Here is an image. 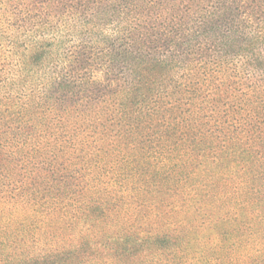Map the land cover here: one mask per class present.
Returning <instances> with one entry per match:
<instances>
[{
  "label": "trees",
  "instance_id": "trees-1",
  "mask_svg": "<svg viewBox=\"0 0 264 264\" xmlns=\"http://www.w3.org/2000/svg\"><path fill=\"white\" fill-rule=\"evenodd\" d=\"M31 1L27 12L25 8L19 13L39 21L24 20L18 26L35 38L28 41L29 50L19 64L32 71L53 64V71L51 82L41 85L43 91L36 95L34 110L25 111L21 105L18 112L0 111V195L13 202L25 200L35 188L23 181L32 169L61 174L60 160L71 153L124 151L138 153L133 164L143 157L144 180L155 186H184L204 161L222 172L236 165L241 171L231 178L239 179L238 193L244 187L246 192L239 194L250 200L239 199L235 221L251 223L247 216L264 197L261 48L254 47L251 38H236L233 28L222 30L216 14L208 16L199 7L191 10L194 0ZM29 8L46 13L30 15ZM68 8L72 25L67 29L84 44L76 55L61 58L58 45L63 46V37L46 33L38 38V31L51 30L47 18L54 11L55 17L63 18ZM109 26L116 28L111 35L106 33ZM235 60H245L251 72L241 71ZM97 71L114 83L93 81L89 74ZM22 92L12 84L11 95ZM69 176L62 173L55 187L76 195V179ZM206 176L204 172L192 180L191 202L207 197L208 189L212 193V181L218 184L215 173ZM255 218L264 224V209ZM242 239L243 234L232 245ZM29 244L19 231L0 233V264H135L154 250H170L166 256L174 260L186 243L169 235L142 238L121 233L96 240L81 236L76 245L32 253ZM217 251L212 254L216 264H228L225 251ZM259 254L250 264H264V253ZM185 260L175 264H186Z\"/></svg>",
  "mask_w": 264,
  "mask_h": 264
},
{
  "label": "rangeland",
  "instance_id": "rangeland-1",
  "mask_svg": "<svg viewBox=\"0 0 264 264\" xmlns=\"http://www.w3.org/2000/svg\"><path fill=\"white\" fill-rule=\"evenodd\" d=\"M31 2L0 0V111L2 109L4 113L5 109L18 112L21 105L26 107L25 111L34 110L39 103L36 95L43 91L41 85L51 82L49 78L53 64L39 71L28 70L19 64L20 57L29 50L28 41L35 38H28L27 32L19 30L18 26L24 20L29 24H38L39 21L38 18H24V11L19 13L25 8L27 12ZM191 7V10L202 8L208 16L216 14L222 30L233 28L236 38H251L253 46L261 48L260 53L264 56V0H201L200 3L194 0ZM28 11L30 15L33 13L36 16L46 13L42 10L35 12L31 8ZM53 14L57 15L55 11ZM54 15L47 18L51 30L41 27L43 33L38 31V38L39 34L63 37V46L58 45L60 57L62 54L66 57L72 53L76 55L84 42H80L78 36L67 29L72 25L69 20L71 9L68 8L63 18L58 19ZM108 28L107 35L113 34L116 29L111 26ZM201 42L214 49L208 41ZM92 53L95 54V51L92 50ZM238 61L235 60V64ZM238 68L246 73L251 72L246 68L245 60L238 63ZM89 77H94L95 82L102 80L104 85L114 83L100 71L91 72ZM38 81L41 84L37 86ZM12 84L19 93L23 91L20 96L17 93L10 94ZM261 84L264 89V77ZM115 133L113 130L112 134ZM137 155L124 151L87 150L71 153L60 160L64 171L55 176H51L46 169L33 168L29 179H23L28 186L31 183L35 186L28 192L29 196H25V200L19 198L13 202L9 197L5 199L0 195V233L19 231L30 242L31 253L76 245L81 236L96 240L121 233L142 238L169 235L183 238L186 243L174 260L166 256L170 250L165 253L154 250L135 264H175L186 257V264H216L212 254L218 249L225 251L228 264H250L251 260L259 258L260 252L264 253V224L255 218L256 212L261 214L264 209V197L257 201L259 207L247 216L251 223L235 221L234 209L241 202L239 199L250 200L246 195L239 194L246 192L244 187L238 193L239 179L231 178L232 174L241 171L236 165L222 172L218 166L211 167L203 160L202 168L199 172H193L191 178L198 175L202 177L204 172L209 176L213 172L219 182L212 181L215 186L213 192L206 190L208 196L197 197L193 203L189 197L193 179L180 187L170 184L155 186V183L144 180L143 157L133 164ZM79 156L84 159H77ZM62 173L76 179L72 180L77 184L76 195L70 190L59 192L55 187V179H60ZM221 175H224L223 179ZM79 187L82 188L81 192H77ZM46 188L49 190L45 191ZM247 228H251V232H246ZM241 234L243 239L240 244L232 245L233 239ZM229 246L241 251L237 253L238 250H231Z\"/></svg>",
  "mask_w": 264,
  "mask_h": 264
}]
</instances>
